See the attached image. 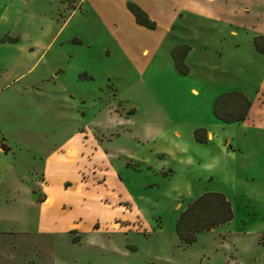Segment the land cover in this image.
Listing matches in <instances>:
<instances>
[{
	"label": "rangeland",
	"instance_id": "1",
	"mask_svg": "<svg viewBox=\"0 0 264 264\" xmlns=\"http://www.w3.org/2000/svg\"><path fill=\"white\" fill-rule=\"evenodd\" d=\"M4 1L64 21L33 73L59 65L89 101L45 100L19 80L0 90V264H264V131L221 123L217 140H196L191 126L211 121L218 94L194 95L204 84L171 63L181 15L160 39L168 5L152 6V36L128 12L134 0H0V12ZM16 16L0 19V36L43 24ZM66 127L73 193L46 216L45 155ZM204 191L223 193L232 216L182 243L175 219Z\"/></svg>",
	"mask_w": 264,
	"mask_h": 264
},
{
	"label": "crops",
	"instance_id": "2",
	"mask_svg": "<svg viewBox=\"0 0 264 264\" xmlns=\"http://www.w3.org/2000/svg\"><path fill=\"white\" fill-rule=\"evenodd\" d=\"M134 1L154 23L153 27L144 25L148 28V34L154 36L155 29L160 27L162 32L160 39L173 29L175 21L171 19L175 14L181 15L179 27L188 32L175 34L177 40L169 45V53L176 45L186 46L182 57L187 67L186 73L193 75L197 81L204 84H200V88L195 85L189 87L194 95H199L202 91L212 97L223 91L237 90L248 100L246 113L238 120L223 121L212 113V119L208 124L191 126L196 140H211L213 137L217 140L216 131L219 127L222 128L221 123H241L264 131V51L257 49L253 41L254 37H258V46L264 48V0H162L161 5H155L154 1L150 2L151 5L144 0L142 3ZM2 3L0 19H4L7 13L14 12L17 14V20L27 17L33 22L39 18L43 24H40L39 30L32 34L24 30L14 31L18 34L16 41L0 42V90L19 80L23 87L43 88L37 95L45 100L73 103L75 99L82 102L89 101L88 95L81 93L74 82L58 79L61 71L59 65L51 66L50 62H47V65L51 66L49 70L51 77H47L49 74L45 73V67L33 73L36 63L49 50L47 46L56 37L64 21L58 23L54 15L53 18L33 12L20 14L19 9L7 5V1ZM167 5L169 10L165 11L166 16L161 14L163 24L156 27L152 6ZM171 9L175 10L173 15ZM128 12L134 20L132 13ZM53 25L56 26L54 31ZM67 39L69 40V37ZM141 51L148 52V47H142ZM170 59L172 63L171 53ZM251 78H253L252 82ZM81 112L83 113L84 110L82 109ZM69 117L73 118V112ZM90 125L87 120L83 122L81 128H89ZM65 129L67 130V127ZM72 129L74 130L75 127ZM66 132L68 136L51 147L45 155L46 169L42 173L44 195L41 194L44 199L39 202L45 207L43 213L46 216L49 215L48 212L51 214L52 205L68 201L73 193L69 185L65 186V179H69V156L75 147L69 144V131ZM175 133H178V129H175ZM230 140L231 136L224 137L225 144L230 145ZM217 145L223 146L218 142ZM179 150L183 151L180 147ZM205 151V155L210 154L207 149ZM56 215L57 212L55 221L65 220L62 217L57 218Z\"/></svg>",
	"mask_w": 264,
	"mask_h": 264
},
{
	"label": "trees",
	"instance_id": "3",
	"mask_svg": "<svg viewBox=\"0 0 264 264\" xmlns=\"http://www.w3.org/2000/svg\"><path fill=\"white\" fill-rule=\"evenodd\" d=\"M126 6L137 23L153 27V21L145 15L138 5L127 2ZM257 38L254 37L253 39L255 47L264 51V48L258 46ZM0 40L16 41L17 36L2 35ZM185 51V45H176L170 51L173 66L180 73L187 72V67L182 61ZM247 105L248 100L240 91H223L215 97L212 103V113L220 120L234 121L244 117ZM231 216V207L223 193L204 191L188 202L178 213L174 222V230L180 242L188 243L195 238L197 231L211 228L230 219Z\"/></svg>",
	"mask_w": 264,
	"mask_h": 264
}]
</instances>
